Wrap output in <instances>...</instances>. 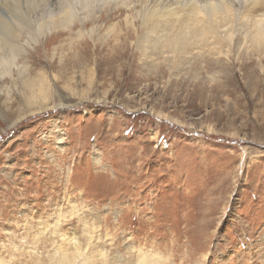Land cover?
Wrapping results in <instances>:
<instances>
[{
    "label": "rangeland",
    "instance_id": "374dc122",
    "mask_svg": "<svg viewBox=\"0 0 264 264\" xmlns=\"http://www.w3.org/2000/svg\"><path fill=\"white\" fill-rule=\"evenodd\" d=\"M241 2L216 51L157 47L191 2H111L0 76V264H264V0Z\"/></svg>",
    "mask_w": 264,
    "mask_h": 264
},
{
    "label": "bare ground",
    "instance_id": "6f19581e",
    "mask_svg": "<svg viewBox=\"0 0 264 264\" xmlns=\"http://www.w3.org/2000/svg\"><path fill=\"white\" fill-rule=\"evenodd\" d=\"M122 1L129 2V0H0V76L11 74L14 71L13 67L20 66L21 58H29V53L33 63L35 61L32 57L34 52H30V49L35 48L40 38L60 35L61 24L58 21L62 19L61 17L72 21L75 16H79V21L84 23L88 21L90 12H93L97 6ZM151 1L160 8L149 9L150 15L145 16L146 21L152 18L162 19V15L173 10L186 12L188 2L193 4L194 13L202 15L198 18L197 23L195 22L196 24H191L192 22L190 23L189 20L188 23L183 19H170V22H167L165 26L161 23V28H155L160 37H166L159 41L161 43L157 47L161 53L167 54L186 49L189 51L195 49L216 51L222 45L226 46L235 31L233 17L235 16L236 21L240 20V16L236 12H239V8L242 6L241 0ZM246 8L254 12L260 7L256 1H251ZM94 17L98 18L95 14ZM247 20L251 25L259 26L264 23V13L249 16ZM148 29L151 31L153 28ZM36 51H39L38 47ZM27 66L29 65L27 64Z\"/></svg>",
    "mask_w": 264,
    "mask_h": 264
}]
</instances>
